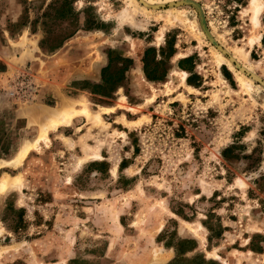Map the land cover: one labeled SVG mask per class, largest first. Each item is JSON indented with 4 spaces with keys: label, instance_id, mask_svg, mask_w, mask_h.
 Here are the masks:
<instances>
[{
    "label": "rangeland",
    "instance_id": "rangeland-1",
    "mask_svg": "<svg viewBox=\"0 0 264 264\" xmlns=\"http://www.w3.org/2000/svg\"><path fill=\"white\" fill-rule=\"evenodd\" d=\"M252 16V0H0V264H264V5ZM61 101L67 118H40Z\"/></svg>",
    "mask_w": 264,
    "mask_h": 264
},
{
    "label": "bare ground",
    "instance_id": "bare-ground-1",
    "mask_svg": "<svg viewBox=\"0 0 264 264\" xmlns=\"http://www.w3.org/2000/svg\"><path fill=\"white\" fill-rule=\"evenodd\" d=\"M258 1L259 0H252V11H253L252 20L254 22V27L255 28H258L261 25L258 15H259V13H260L263 5H264V4L262 5V3H259ZM162 39H163V36L160 37V40H162ZM261 39H262V36L259 37V40H261ZM235 55H237V57L242 62L248 60L247 59L248 57L246 55V51H245L244 48L239 49L238 52L235 53ZM218 58H219L220 61H224L223 57L219 56ZM174 72L175 73L182 72L183 73L182 80L185 81L186 74H187L186 72L181 71L178 68H175ZM134 79H135L136 83H139L140 79L144 80V76H143L142 70H140L139 68H138V70L136 71V73L134 75ZM238 79H239V82L241 83V85L243 86L242 87L243 89L245 88V89L249 90L251 88L252 81L250 79H246L242 75L241 76L238 75ZM62 114L65 115L64 111L61 108L49 109L48 111L44 110V112L42 113L40 118H43V120L45 119V120H49V121L54 122L55 118H56V121H59V119L57 120V118L62 116ZM64 117L67 118V115H65ZM36 142L37 141H35L34 143L36 144ZM24 144L25 145H23V147L19 150V152L14 157H12L10 160H8L7 162H9L10 164H21L22 163V161L26 157L29 149L32 148V147H30L31 143L26 144V142H25ZM114 168H116V167H114ZM15 179L14 178H12V179H10V178L3 179V182H2L3 190H5L9 186H11L13 184V182H15ZM167 259H168L167 257H165V256L162 257V255H158V257L156 258L157 262H160V261L163 262V261H166Z\"/></svg>",
    "mask_w": 264,
    "mask_h": 264
},
{
    "label": "crops",
    "instance_id": "crops-1",
    "mask_svg": "<svg viewBox=\"0 0 264 264\" xmlns=\"http://www.w3.org/2000/svg\"><path fill=\"white\" fill-rule=\"evenodd\" d=\"M175 54V53H174ZM186 57H184V58H180V60H183V59H185ZM176 59V58H175ZM179 60V61H180ZM179 61H178V63H179ZM8 64V62H7V59H6V57L1 53L0 54V64ZM175 68H178V69H180L181 71H184V72H188L187 70H184V69H181L180 67H179V65L177 66V67H175ZM175 68H174V70H175ZM140 69V68H139ZM138 70V69H137ZM141 70V69H140ZM174 70H173V72H174ZM136 73V72H135ZM135 73H133L134 75H135ZM142 73H143V71H142ZM175 73V72H174ZM134 75H133V78H134ZM187 75L188 74H186V78H187ZM143 76H144V80L146 79L145 78V75H144V73H143ZM186 78H185V80H186ZM141 80L142 79H140V81L139 82H141ZM143 81V80H142ZM45 95H50V93L49 92H46L45 93ZM6 105H7V96H2L1 98H0V110H4L5 109V107H6ZM66 107V105H62V101L60 102V104H59V106L57 107V108H62V107ZM44 110H49V109H44ZM15 111H18V109L17 110H15ZM29 152V151H28Z\"/></svg>",
    "mask_w": 264,
    "mask_h": 264
},
{
    "label": "trees",
    "instance_id": "trees-1",
    "mask_svg": "<svg viewBox=\"0 0 264 264\" xmlns=\"http://www.w3.org/2000/svg\"><path fill=\"white\" fill-rule=\"evenodd\" d=\"M263 41H264V39H263ZM148 52H149V50H147V52H146V56H147ZM174 53H175V51L171 52V53H170V57H172V56L174 55ZM190 59H191V56L186 57V58L183 59V60H180L179 63H178L179 67H180L181 69H184V70H187V71L191 72L192 69H191L190 67H187V66L184 65V62H187V61H189ZM127 70H128V68L125 69V71H127ZM144 70H145V73H146L147 77H148V78H151V77H150V72H149V70H148V68H147V65L144 66ZM167 72H168V71H167ZM167 72L165 73L164 77L166 76ZM164 77H160V78H159V77H158V78H157V77H154L153 80L163 79Z\"/></svg>",
    "mask_w": 264,
    "mask_h": 264
}]
</instances>
